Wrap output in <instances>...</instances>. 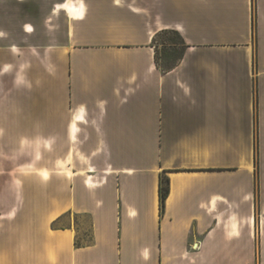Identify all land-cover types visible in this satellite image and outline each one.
<instances>
[{"label":"crops","instance_id":"1","mask_svg":"<svg viewBox=\"0 0 264 264\" xmlns=\"http://www.w3.org/2000/svg\"><path fill=\"white\" fill-rule=\"evenodd\" d=\"M0 33V264H264V0H0Z\"/></svg>","mask_w":264,"mask_h":264},{"label":"rangeland","instance_id":"2","mask_svg":"<svg viewBox=\"0 0 264 264\" xmlns=\"http://www.w3.org/2000/svg\"><path fill=\"white\" fill-rule=\"evenodd\" d=\"M157 44L158 46L161 45L158 54L159 64L165 69L171 68L178 62L185 48L180 35L176 31L171 30L160 36V38L157 39ZM8 79V77L0 75V82ZM88 240L87 223L84 221V228L77 241L83 244Z\"/></svg>","mask_w":264,"mask_h":264},{"label":"clouds","instance_id":"3","mask_svg":"<svg viewBox=\"0 0 264 264\" xmlns=\"http://www.w3.org/2000/svg\"><path fill=\"white\" fill-rule=\"evenodd\" d=\"M25 31L27 32H31L33 31L32 27L30 25L25 26ZM4 33H0V36H3ZM13 51H16L15 48H13ZM25 66H21V72L24 70ZM12 70V66L11 65H4L2 68V72L3 73H9ZM16 86H20V85H27V87H31V84H29L26 80L25 77L21 74V73H17L15 81H14ZM235 228V225L233 226ZM231 235H236V232L233 231L232 233L229 234ZM142 256L145 260L148 259V250L145 249L142 252Z\"/></svg>","mask_w":264,"mask_h":264},{"label":"trees","instance_id":"4","mask_svg":"<svg viewBox=\"0 0 264 264\" xmlns=\"http://www.w3.org/2000/svg\"><path fill=\"white\" fill-rule=\"evenodd\" d=\"M169 194H170V180L165 174H162L160 176V181H159V199H160L161 215H163L165 212L166 201L169 197ZM81 244L82 243L77 241L78 246H80Z\"/></svg>","mask_w":264,"mask_h":264},{"label":"bare ground","instance_id":"5","mask_svg":"<svg viewBox=\"0 0 264 264\" xmlns=\"http://www.w3.org/2000/svg\"><path fill=\"white\" fill-rule=\"evenodd\" d=\"M82 4V3H81ZM67 8H68V10L72 13V14H76V12H75V8L73 7V5H71V4H69L68 6H67ZM139 9V8H138ZM79 13V12H78Z\"/></svg>","mask_w":264,"mask_h":264}]
</instances>
